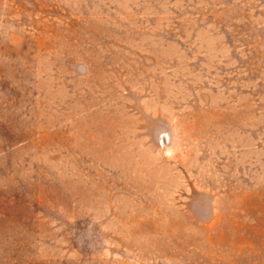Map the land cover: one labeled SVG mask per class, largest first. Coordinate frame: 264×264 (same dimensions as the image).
I'll list each match as a JSON object with an SVG mask.
<instances>
[{
	"label": "rangeland",
	"instance_id": "obj_1",
	"mask_svg": "<svg viewBox=\"0 0 264 264\" xmlns=\"http://www.w3.org/2000/svg\"><path fill=\"white\" fill-rule=\"evenodd\" d=\"M0 264H264V0H0Z\"/></svg>",
	"mask_w": 264,
	"mask_h": 264
}]
</instances>
